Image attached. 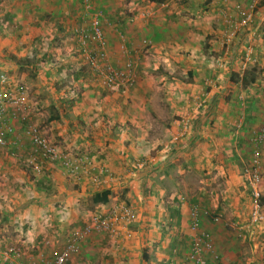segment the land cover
<instances>
[{"label":"crops","instance_id":"1","mask_svg":"<svg viewBox=\"0 0 264 264\" xmlns=\"http://www.w3.org/2000/svg\"><path fill=\"white\" fill-rule=\"evenodd\" d=\"M159 1L90 0L109 22L102 28L110 61L122 63L120 31L135 65V85L110 90L95 83L74 41L86 10L80 0H0V73L27 98L23 122L6 106L14 131L0 146L1 247L21 248L24 259L46 256L92 214L107 215L125 203L134 220L115 225L113 233L86 234L65 264H189V206L197 204L213 247L205 264H264V222L252 234L237 228L250 220L244 168L253 149L260 152L264 197V142L249 141L250 130L264 121V4L258 1L243 27L221 0ZM225 17L234 20L236 35L222 45ZM143 38L149 47H142ZM246 46L255 79L242 87L234 75ZM203 93L204 107L192 113ZM188 113L189 133L170 143L178 118ZM29 125L61 152L81 158L80 171L66 173L55 162H43L40 173L26 168ZM137 160L146 165L135 170ZM103 191L107 199L94 203Z\"/></svg>","mask_w":264,"mask_h":264},{"label":"built area","instance_id":"2","mask_svg":"<svg viewBox=\"0 0 264 264\" xmlns=\"http://www.w3.org/2000/svg\"><path fill=\"white\" fill-rule=\"evenodd\" d=\"M85 10L83 23L74 29V41L78 44L81 51L84 53L85 63L89 65L94 74V81L99 86L110 88V90L123 87H133L136 82L135 65L130 57L131 49L125 46V41L122 33H118L117 47L120 53L121 64H114L110 61L106 52V40L102 28L103 23H108L107 16L101 9L93 8L90 0H80ZM221 0L222 4L229 6L237 17L239 26H247L253 16L254 9L260 0H247L243 4L240 0ZM229 2V4H227ZM87 14V15H86ZM225 27L221 33V44H229L236 35V27L232 18L225 17ZM107 24V25H108ZM118 28L117 25H114ZM142 47L150 46L151 41L148 38H143L140 42ZM251 47L246 46L243 52V59L239 69L240 75L244 70H247V65L254 64L255 59L251 55ZM218 66H223L220 59L216 60ZM212 84L213 81H207V84ZM243 100L244 97H239ZM206 96L203 93L200 98H196L193 107L190 110L192 113L199 111L204 107ZM6 106L14 108L19 113L24 112L27 107V98L20 85L12 82L7 73H0V146L7 144V138L13 133L14 128L7 125L5 121ZM19 120H26L24 113L19 114ZM235 126L240 128L242 120L235 121ZM191 114H185L178 118L176 122L177 131L170 138V143H176L184 138L190 130ZM32 147V156L28 163L33 172L40 173L43 169L42 165L45 162L58 163L66 173L76 174L80 171L83 160L76 156L71 157L66 153L57 149L56 145L52 144L48 138L41 132L37 125H29L24 130ZM252 145H258L264 142V121L263 124L249 137ZM169 143V142H168ZM165 149L169 148V144L164 145ZM40 159V160H39ZM44 162V163H43ZM146 165L145 161H134L133 167L135 170L141 169ZM133 168V169H134ZM101 170H104L101 168ZM244 174L251 187V203H250V220L245 226L239 225L238 229L245 228L248 234H252V227L264 222V214L262 212L261 185L262 176L260 173V152L257 149L252 150L251 159L244 168ZM184 195L179 197L180 204L185 203ZM204 213L198 205L191 204L189 206V244L185 259L189 264H205L206 254L213 251L212 240L210 233L200 227V215ZM212 222H217L219 216H212ZM135 218V212L128 204L122 203L107 215L92 214L87 223L81 230L74 235L67 236L65 245L58 250L50 252L48 255L38 258L27 257L24 259V252L21 248L15 245L0 246V264H64L71 253L77 249L78 242L83 235L91 231L109 232L115 231L114 227L118 224L130 223ZM251 236V235H250Z\"/></svg>","mask_w":264,"mask_h":264},{"label":"trees","instance_id":"3","mask_svg":"<svg viewBox=\"0 0 264 264\" xmlns=\"http://www.w3.org/2000/svg\"><path fill=\"white\" fill-rule=\"evenodd\" d=\"M151 1H154L155 3L156 2H160L159 0H151ZM262 2V4H264V0H260ZM256 66V64H255ZM255 66L253 68H249L247 70H244L243 71V74L240 75V72L238 74V72L235 73L234 77H236V79L234 78V81H239L240 85L242 87H247L248 85L252 84L254 82V79H255V76H254V69H255ZM236 100H239L236 98ZM109 194V191H103L101 192L100 195H95L94 197H92V201L94 203L96 202H104L106 199H107V196ZM260 203H264V197L260 198Z\"/></svg>","mask_w":264,"mask_h":264},{"label":"rangeland","instance_id":"4","mask_svg":"<svg viewBox=\"0 0 264 264\" xmlns=\"http://www.w3.org/2000/svg\"><path fill=\"white\" fill-rule=\"evenodd\" d=\"M244 102H245V99H244ZM245 105H246V103H245ZM241 119V118H240ZM245 119V118H244ZM242 120V119H241ZM233 126V125H232ZM242 126V125H241ZM256 129L257 128H254L253 130H250V133H249V136L251 135V134H253L254 133V131H256ZM236 130H235V128L233 127V132H235ZM239 132L241 131V130H238ZM253 131V133H251ZM26 168H29L30 169V167H29V163H28V160H27V164H26ZM197 205V204H196ZM202 211H204L203 209H201ZM214 216H218L219 214H213ZM130 223H127L126 225H129ZM76 225H78V224H76ZM255 230H258L259 231V229H255ZM78 232V229L76 230V231H73V233L72 232H70L67 236H71V235H74L75 233H77ZM86 235H83L81 238L83 239L84 237H85ZM77 250V249H76ZM65 264V263H64Z\"/></svg>","mask_w":264,"mask_h":264}]
</instances>
